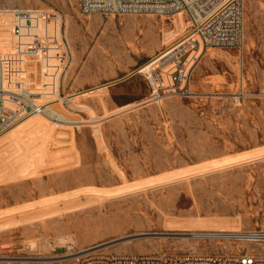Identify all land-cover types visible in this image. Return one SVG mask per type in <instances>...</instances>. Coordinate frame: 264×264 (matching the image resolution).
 I'll return each instance as SVG.
<instances>
[{
	"label": "rangeland",
	"instance_id": "obj_1",
	"mask_svg": "<svg viewBox=\"0 0 264 264\" xmlns=\"http://www.w3.org/2000/svg\"><path fill=\"white\" fill-rule=\"evenodd\" d=\"M12 8L53 15L42 57L14 53L1 14ZM243 14L240 46L205 51L191 97L150 101L137 69L188 32L181 13L83 15L79 0H0L6 85L46 104L0 132L3 255L264 253L182 235L264 230V0H243ZM120 83L142 90L112 95Z\"/></svg>",
	"mask_w": 264,
	"mask_h": 264
},
{
	"label": "built area",
	"instance_id": "obj_2",
	"mask_svg": "<svg viewBox=\"0 0 264 264\" xmlns=\"http://www.w3.org/2000/svg\"><path fill=\"white\" fill-rule=\"evenodd\" d=\"M79 11L89 14H131L171 17L185 16L189 30L174 44L139 67L150 91V101L165 97H191V77L208 48L240 46L243 36V0H79ZM1 14L10 20L13 51L21 57H42L47 44L41 35L42 24L52 14L41 10L12 8ZM67 62V61H66ZM66 62L64 67L66 66ZM5 62L0 52V132L25 116L43 113L39 93L23 87H8ZM194 238L218 244L255 243L264 248V230L197 231ZM92 246L54 261H25L3 255L0 264H264V253L242 247L237 251L186 255L167 253H112Z\"/></svg>",
	"mask_w": 264,
	"mask_h": 264
},
{
	"label": "crops",
	"instance_id": "obj_3",
	"mask_svg": "<svg viewBox=\"0 0 264 264\" xmlns=\"http://www.w3.org/2000/svg\"><path fill=\"white\" fill-rule=\"evenodd\" d=\"M192 76H193V74H192ZM143 85H144V83H143ZM125 89L126 90L130 89L131 92L129 94L136 95V92L138 89H139V91L142 90V83L139 84V87L136 84L132 85L129 83H128V85L126 83L116 84L113 87H111L110 92L112 95H114V94H118L120 91H125ZM191 90H192V77H191Z\"/></svg>",
	"mask_w": 264,
	"mask_h": 264
},
{
	"label": "bare ground",
	"instance_id": "obj_4",
	"mask_svg": "<svg viewBox=\"0 0 264 264\" xmlns=\"http://www.w3.org/2000/svg\"><path fill=\"white\" fill-rule=\"evenodd\" d=\"M178 20H179V18H177ZM47 77V76H46ZM182 235H184V236H186L187 237V235H189V234H185V233H183ZM185 237V238H186ZM191 237H195V234H191ZM130 240V239H129Z\"/></svg>",
	"mask_w": 264,
	"mask_h": 264
}]
</instances>
